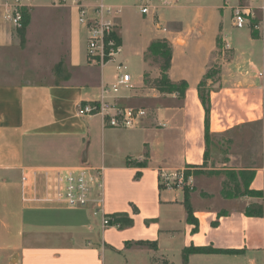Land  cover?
I'll use <instances>...</instances> for the list:
<instances>
[{
    "label": "crops",
    "instance_id": "obj_1",
    "mask_svg": "<svg viewBox=\"0 0 264 264\" xmlns=\"http://www.w3.org/2000/svg\"><path fill=\"white\" fill-rule=\"evenodd\" d=\"M81 1L88 10L105 5L120 11L116 37L122 50L104 66L88 63L78 8L57 6L56 0H22L31 11L28 30L43 19L53 24L54 15L65 14L69 72L83 78L52 85L0 84V264H264V216L245 214L251 204L264 207V167L251 169L255 175L250 185L263 199L247 197L251 201L241 206V198L223 195L221 184L215 192L206 187L226 169L204 166L202 82L209 94L211 134L231 130L232 120L262 119L264 50L254 76L253 55L244 58L222 34L240 0H151L147 14L140 12L141 0ZM4 14L0 5V48L17 40V30ZM56 19L54 25L62 27V18ZM255 20L252 45L263 37L264 11L258 9ZM134 33L137 39L131 40ZM163 40L172 48L169 81L185 82L183 95L160 92L157 86L152 90L159 93L147 91V79L157 83L162 77L160 65L148 61L149 48ZM220 40L230 44L232 58L217 83L206 74L214 72L218 59L225 62ZM109 63L116 69L127 67L132 88H122L108 100L148 111L136 128H111L101 116L80 113L83 105L101 102L104 88L119 79L121 74L116 80L106 77ZM76 167H86L94 182L102 183L94 194L102 191L103 212L93 205L68 208L41 202L50 186L43 171ZM185 169L194 184L199 180L198 190L168 184L173 173ZM23 174L33 185L22 184ZM121 213L131 225L114 221L104 226V216ZM191 248L220 252L191 253L185 261L184 252Z\"/></svg>",
    "mask_w": 264,
    "mask_h": 264
},
{
    "label": "rangeland",
    "instance_id": "obj_2",
    "mask_svg": "<svg viewBox=\"0 0 264 264\" xmlns=\"http://www.w3.org/2000/svg\"><path fill=\"white\" fill-rule=\"evenodd\" d=\"M262 1L264 2V0H257L254 6H263ZM239 5L248 4L246 0H240L237 6ZM236 7H233V9ZM27 9L30 8L27 7ZM255 12H257V10ZM49 16L50 15H47L48 19ZM56 16L62 18V27H56V25H54V23L58 22L57 19L54 20ZM64 17L65 14L54 15L53 24H51V21L47 22L46 19H43L42 22L34 25L29 30L25 29V35L23 37L20 36L19 31L24 28L16 31V43L8 48H0V84L52 85L73 81L77 82V78L79 81L80 78H83L82 73L78 74L75 72L74 75H72L73 73L68 72L67 79L64 80L61 74L54 72L57 63L61 59L68 65L69 43L66 21L63 20ZM257 22L258 20H251L249 26L239 29L233 25L232 18V21L229 19L227 21L225 20L222 26V34L233 44L235 49H239V54L243 53V57L245 54L246 57L253 55L250 69L251 74L254 76L260 71L264 50V34L255 44L252 45L249 42L251 29L254 30L255 26H258ZM261 31H263V29H261ZM130 39H137V35L135 33L132 34ZM220 41V46L223 47L222 50L225 52L223 57L225 62L221 64L222 60L218 59V64L215 66L216 69H214L213 80L217 83L220 81L218 73H220L223 65L231 61L232 58L231 50L224 48L227 42L223 43L222 40ZM180 43H182V41H180ZM148 61L154 66H161V64L164 63L163 59H158L150 53L148 55ZM105 73L106 77L114 79H117V76L121 74L118 73L115 63H109ZM150 79L146 80L148 93H159L158 91L152 90L153 87L157 86V83L152 78ZM218 87V84H216L215 89ZM204 90L206 91L207 89ZM261 117V120H256L253 123L241 122L237 124L236 120H232L229 123V125H233L231 130H227V132L217 136L211 134L209 142L207 168L226 170L219 171L215 174L216 177L213 178L215 180L211 182L206 180L209 182L206 187L215 192L218 189L217 183L219 185L221 184L223 195L231 197L232 199L241 198L237 201L241 206L245 202L251 200H248L250 196H242L246 188L239 173L242 169L251 171L253 168L264 167V104L261 109ZM214 119L215 123H217V118L214 117ZM250 119L255 120L254 115L250 116ZM225 127H229L228 124H225ZM224 164L226 165L223 166ZM187 170L188 169H185L186 177ZM230 173L236 174V182L231 180ZM197 184H194L193 181V186L195 185V188L198 190V187H200L199 180H197ZM243 199H245V201Z\"/></svg>",
    "mask_w": 264,
    "mask_h": 264
},
{
    "label": "built area",
    "instance_id": "obj_3",
    "mask_svg": "<svg viewBox=\"0 0 264 264\" xmlns=\"http://www.w3.org/2000/svg\"><path fill=\"white\" fill-rule=\"evenodd\" d=\"M246 1L248 5H239L233 9V25L239 29L249 26L250 21L255 17L256 10L264 11V5L254 6L257 0ZM150 3L151 0H141L142 14L148 13ZM0 5L5 9L4 19L16 30L22 29L24 23L22 10L27 9L22 0H0ZM55 5L78 8L79 22L87 34V56L90 65L104 66L121 52L122 47L116 37L119 10L105 5L88 10L81 0H56ZM255 29H258V26H255ZM224 48L229 50L230 44L225 43ZM117 70L121 75L117 81L104 88L105 98L103 97L101 102L83 105L80 113L85 116H101L105 125L111 128H136L147 118L148 111L144 108L120 107L108 100L112 95L119 94L122 88H132L131 75L125 73L127 67L120 64ZM43 174L50 180V186L41 202L68 208H86L93 205L97 212L104 211L102 191L94 194L95 189H102V183H95L86 167L52 168L43 171ZM30 183L31 177L23 174L22 184L28 186ZM168 184L178 188L186 186L192 188L193 180L187 178L183 170L173 173ZM103 223L106 227L111 225L112 218L104 216Z\"/></svg>",
    "mask_w": 264,
    "mask_h": 264
},
{
    "label": "trees",
    "instance_id": "obj_4",
    "mask_svg": "<svg viewBox=\"0 0 264 264\" xmlns=\"http://www.w3.org/2000/svg\"><path fill=\"white\" fill-rule=\"evenodd\" d=\"M23 13V30L19 31L20 36H24L25 35V29L28 28L30 22H31V11L30 9H23L22 10ZM257 34L254 33V36H256ZM119 41V40H118ZM149 52L150 54H153L155 57H157L158 59H163L164 63L161 64V71H162V77L161 79L157 82V87L158 90L160 92L163 93H174V92H178L181 95H183L185 93V90L187 88V84L181 83L180 85H173L171 84V82L169 81L168 78V71L170 69L171 66V60H172V48L170 46V44L166 41H156L153 42L149 48ZM55 73H59L61 74V77L65 79H67V73L69 72V68L68 65L64 62V60H60L54 70ZM214 77V72H208L206 74V79L209 78H213ZM204 86H205V82L200 84V88H199V94H200V100L205 108L206 111V118H205V142H206V151L204 154V166L207 164V159H208V151H209V142H210V138H211V132H210V120H209V113H210V108H209V94L207 96L206 91L204 90ZM142 166H145V163L142 164ZM231 175V180H233L234 182H236V174L235 173H230ZM254 175L255 172L253 170L248 171L246 170H242L239 173V176H241V180L244 183L245 186V191L243 193L242 196H250V197H254V198H260L263 199V193L262 192H256V191H252L250 189V185L252 180L254 179ZM185 193L188 194V190H185ZM186 206L188 209V213H189V220H191V216H192V212H191V208L189 207L188 203H187V199H186ZM245 214L247 216H251V217H263L264 216V207L263 204H251L249 205L246 210H245ZM110 217H113L112 222H120L123 226H129L132 224V220L124 213L118 214V215H111ZM115 217H118L117 219ZM197 229H195L194 231H196ZM218 253L220 251H216L214 249H210V248H191V249H187L185 250V258L184 260L187 261V256L191 253Z\"/></svg>",
    "mask_w": 264,
    "mask_h": 264
},
{
    "label": "bare ground",
    "instance_id": "obj_5",
    "mask_svg": "<svg viewBox=\"0 0 264 264\" xmlns=\"http://www.w3.org/2000/svg\"><path fill=\"white\" fill-rule=\"evenodd\" d=\"M255 30V29H254ZM257 30V29H256Z\"/></svg>",
    "mask_w": 264,
    "mask_h": 264
}]
</instances>
